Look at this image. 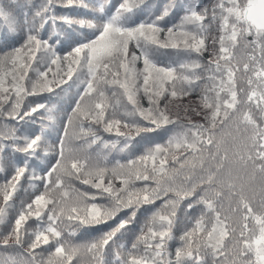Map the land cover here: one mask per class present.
Returning a JSON list of instances; mask_svg holds the SVG:
<instances>
[{
    "label": "snow or ice",
    "instance_id": "snow-or-ice-1",
    "mask_svg": "<svg viewBox=\"0 0 264 264\" xmlns=\"http://www.w3.org/2000/svg\"><path fill=\"white\" fill-rule=\"evenodd\" d=\"M0 177V264H264V0H0Z\"/></svg>",
    "mask_w": 264,
    "mask_h": 264
},
{
    "label": "trees",
    "instance_id": "trees-1",
    "mask_svg": "<svg viewBox=\"0 0 264 264\" xmlns=\"http://www.w3.org/2000/svg\"><path fill=\"white\" fill-rule=\"evenodd\" d=\"M130 51H136L134 46H130ZM208 58H209L208 54L205 53L204 59L207 60ZM176 59H177V56L172 50H161V52L158 54V57H157L158 63H160L162 65L171 64ZM137 67L141 68L142 63H138ZM57 93H59V89H57ZM32 99H34V100L52 99L53 101H55V103L52 105V107L55 108L57 105H59L62 109V111L60 113H58V115H63L64 114L63 110L67 109L68 104H69L67 92L59 93V95L45 93L43 95V97H35ZM61 101H63L62 104H60ZM196 101H197L196 96H190V97H185L183 99L173 100V101H171V103H168V101H162L161 106H163L164 103H168V107L173 114L179 113L180 116L183 117L185 115L184 108L186 106L195 107ZM141 104L144 107L148 106L147 100L144 99L143 97H141ZM197 111H199V109H197ZM188 115L191 116V119L194 121L200 122L202 120L201 116L196 115L193 112H189ZM37 119H40V117L37 116ZM185 122H187V121H185ZM122 130H124V129H122ZM72 131H73L72 129L69 130V139L72 138ZM101 134L104 136V138L106 140L109 138H111L113 140L116 139L114 134H112L111 136L108 133H101ZM153 139L158 143L164 142L162 136H160V135L154 136ZM140 143L143 144V141H140ZM121 147H123V145H121ZM137 147H139V145H137ZM142 150L143 149H141L140 151H142ZM140 151H137L136 155H139ZM129 155L130 154L128 153L127 149H124V151L120 152L119 154L113 153V154L107 155L106 158L108 160L109 166H111L115 160L127 158ZM0 180H3V177H0ZM137 183L139 184L140 182H137ZM115 186L116 187L121 186L119 181L115 182ZM77 187H79L81 189L89 190V191H95L94 189H87L86 186L80 185V184H77ZM34 191L35 190L31 188V185H29V184L23 185V190L18 192L14 198V203L17 206L16 210H18L21 202H25V201L30 200L31 195ZM97 202L98 203H105V201H103V200H98ZM0 206H2V200H0ZM16 210H13L12 212H10L9 216L14 217L16 215ZM141 220H143V217H141ZM28 227L30 229L35 227V222L30 220L28 222ZM103 230H104L103 227H101L100 229H91V228L83 229L82 228V229L78 230L77 235L72 238L73 242L79 243V244L88 243L89 241L95 239L100 234V232ZM9 231H10V228L8 226L0 227V245H3L4 236H6ZM13 243H14L13 239L8 240L9 245H12ZM47 247L48 246H44L45 249ZM37 251H39V250H37ZM10 252H12V249H8L7 251H5L4 248L0 247V256H7ZM46 255H47V253L45 252V256ZM76 264H92L90 254H88L86 251H82L80 256L78 257V259L76 261Z\"/></svg>",
    "mask_w": 264,
    "mask_h": 264
}]
</instances>
